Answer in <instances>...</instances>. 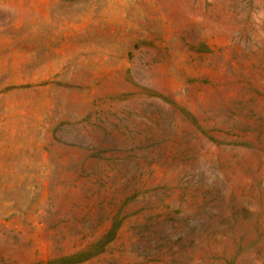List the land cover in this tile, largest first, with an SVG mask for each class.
Masks as SVG:
<instances>
[{"label":"rangeland","instance_id":"obj_1","mask_svg":"<svg viewBox=\"0 0 264 264\" xmlns=\"http://www.w3.org/2000/svg\"><path fill=\"white\" fill-rule=\"evenodd\" d=\"M0 264H264V0H0Z\"/></svg>","mask_w":264,"mask_h":264}]
</instances>
